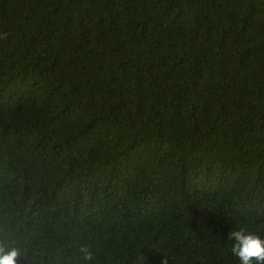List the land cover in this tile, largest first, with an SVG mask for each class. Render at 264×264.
Returning <instances> with one entry per match:
<instances>
[{
	"label": "trees",
	"instance_id": "obj_1",
	"mask_svg": "<svg viewBox=\"0 0 264 264\" xmlns=\"http://www.w3.org/2000/svg\"><path fill=\"white\" fill-rule=\"evenodd\" d=\"M241 227L264 239V0H0L17 264H240Z\"/></svg>",
	"mask_w": 264,
	"mask_h": 264
},
{
	"label": "clouds",
	"instance_id": "obj_2",
	"mask_svg": "<svg viewBox=\"0 0 264 264\" xmlns=\"http://www.w3.org/2000/svg\"><path fill=\"white\" fill-rule=\"evenodd\" d=\"M227 238L233 241L231 253L239 259L240 264H264V239L259 235L241 227L231 230ZM78 251L84 261L93 260V253L88 246H81ZM21 256L17 247L7 246L0 241V264H17V259ZM161 264H167V260L163 258Z\"/></svg>",
	"mask_w": 264,
	"mask_h": 264
}]
</instances>
